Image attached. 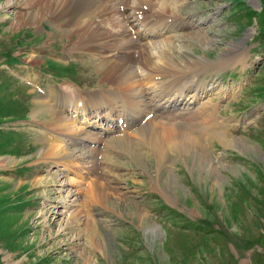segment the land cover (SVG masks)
Here are the masks:
<instances>
[{
  "label": "rangeland",
  "instance_id": "374dc122",
  "mask_svg": "<svg viewBox=\"0 0 264 264\" xmlns=\"http://www.w3.org/2000/svg\"><path fill=\"white\" fill-rule=\"evenodd\" d=\"M151 1L145 17L161 21L151 28V50H165L175 62L207 63L196 67L208 91L200 105L217 111L209 128L221 137L195 132L190 150L162 160L131 127L124 133L137 144L118 141L92 157L102 142L67 138L69 154L86 151L71 165L41 154L39 141L53 142L55 130L43 128L34 105L50 88L86 103L98 90H112L100 58L69 54L61 31L67 27L49 17L25 18L38 2L0 0V264H264V0ZM158 4L164 17L153 10ZM185 20L191 36L159 30ZM191 113L170 112L168 119L159 112L155 122L185 126ZM205 118L195 117L208 126ZM94 179L103 188L88 201L81 188Z\"/></svg>",
  "mask_w": 264,
  "mask_h": 264
},
{
  "label": "bare ground",
  "instance_id": "6f19581e",
  "mask_svg": "<svg viewBox=\"0 0 264 264\" xmlns=\"http://www.w3.org/2000/svg\"><path fill=\"white\" fill-rule=\"evenodd\" d=\"M34 1L38 2L37 6L40 9L25 14V18L52 21V24L60 30L63 26L67 27V29L61 31L66 33L68 37V44H66V46L70 45L67 48L68 53L72 55L84 53L89 56H98L100 58L98 61L102 68L100 73L101 78L105 79V82L111 85L113 90H107L111 89L110 87H106L105 93L98 90L96 95H90V99L88 96L87 101L89 103H86L80 101L84 100L82 98L75 99L74 95L72 96L75 99L74 101L68 100L65 97L67 93L64 90L62 93L50 88L46 94L47 99H39L35 102V107L33 106V115L35 117L39 115L43 116L40 119L43 123H46L43 125V128L46 126L47 129L51 128L50 130H55L54 133H56L50 134L53 142H47L44 139L39 141L43 148L41 151L42 155L49 158L61 157V160L65 161L64 163L66 164H71L72 160L84 157L86 151H83L84 153L80 152L77 157L74 153H68L67 147H69V142L67 138L73 139L74 141L79 139L81 140L79 142L82 143L86 139H89L90 142H102V146L99 148L95 146L93 148L96 150L91 155L89 154L91 157L99 150H111L115 146L114 144L119 142L121 146L130 148L140 140L134 143L132 139H127V134L124 133L125 129H123V132L117 133L118 124L116 122L119 119L121 123H128L127 120H130L131 125L129 127L133 129L131 134L136 133L142 136L141 140H146L152 146L151 149H153L158 160L166 157L169 151L174 152L178 150L181 152L190 150L188 148L192 145L188 146V144L194 141L195 132L199 133L198 135L195 134L197 137L199 135H205L208 132V137H221L219 136L220 131H212L213 129L209 128L213 124L211 118L217 111L206 108L205 104L200 105L202 96H206L208 91L206 84L202 82L201 78H197L200 72L197 73L196 67L206 66L207 63L175 62L173 61L174 59L172 60L162 56L166 53L165 50H157L156 48L151 50L148 39L152 35L157 34V30L151 29L156 24L152 22L153 19L150 20L149 18V20H146L142 15L145 6H148L147 3L152 2L151 0H134L133 2H129V0ZM126 9H132L133 16L127 14ZM154 9L158 13H163L164 11V7L159 4ZM137 11H139V16L136 15ZM162 16L164 17V13ZM46 17L49 18L46 20ZM131 17H134V20L137 22L134 23ZM24 21L27 22L29 20ZM157 21L158 24L161 23L159 19ZM173 21L160 26L159 30L165 29V32H169L172 28H177L182 32L179 34L180 36L192 35V32L184 34V31H188L190 23L183 21L184 25H182L177 23V20L175 24H172L174 23ZM139 24L143 26V30L140 27L138 28ZM194 34L196 33H193V36ZM171 37V35H167L164 38L167 41ZM166 47L169 48L170 45H166ZM206 68H209V66ZM190 90L196 93L190 96V100H185L184 95H188ZM99 92H102L104 96L100 97ZM197 105L200 107L197 108ZM71 106L81 115L68 114V108ZM186 109H190L188 112L192 111V117L191 119L185 118L187 120L184 123L185 126L182 124L180 126L174 120L155 122L159 112L160 114H168L176 110L177 113H182ZM150 111H153V114L149 119L143 121L142 118H144V115ZM199 113L210 119L209 121L211 122H209L208 126H203L197 122L195 117ZM70 115L73 117V121L70 120L72 119ZM98 115H101L100 117L102 119L109 120L107 126H102L100 120H98ZM66 117H70V119ZM88 125H93L95 130L89 128ZM98 126L106 133L104 136L107 138L99 137L103 131ZM207 128L208 130L205 131ZM45 133L49 134L48 131ZM224 135L222 136L224 137ZM44 146L46 147L44 148ZM193 147L195 146L193 145ZM93 149L88 148V151ZM55 160L58 161V159ZM77 164L74 166L77 168L82 167L78 162ZM91 166L93 168L95 167L93 164ZM94 180L96 181L94 182ZM94 180V185L91 188H81L84 191L81 192L86 193L88 201L95 200V194H100L103 188L101 181L98 179ZM89 189L95 191H91V196H89Z\"/></svg>",
  "mask_w": 264,
  "mask_h": 264
}]
</instances>
